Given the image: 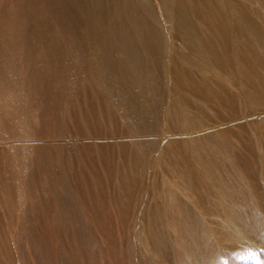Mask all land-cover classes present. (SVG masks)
<instances>
[{
	"label": "rangeland",
	"instance_id": "obj_1",
	"mask_svg": "<svg viewBox=\"0 0 264 264\" xmlns=\"http://www.w3.org/2000/svg\"><path fill=\"white\" fill-rule=\"evenodd\" d=\"M183 1L189 23L121 0L115 26L160 34L132 77L92 65L108 105L87 73L95 46L122 52L110 1L0 0V264H264V0ZM161 49L181 78L150 66Z\"/></svg>",
	"mask_w": 264,
	"mask_h": 264
},
{
	"label": "bare ground",
	"instance_id": "obj_2",
	"mask_svg": "<svg viewBox=\"0 0 264 264\" xmlns=\"http://www.w3.org/2000/svg\"><path fill=\"white\" fill-rule=\"evenodd\" d=\"M108 1H110V5H108V7H109V10L111 9L113 12V19L110 22V24L108 25L109 28H107V30L110 34L112 33L115 35L116 38L114 40L118 39L117 36H119V38L122 39V41L120 43L122 52L118 55H115V54H107L106 55L103 53L100 54L99 51H96L99 46H95L94 47V54L91 55L92 63H90V65H89L90 69H88L89 72L87 73V76H88L89 80H91L93 82V84H95V87H97V91L99 93H104V91H105V93L109 92V96H103L104 101L109 105L111 100H112L110 98L112 97V95L115 94V92L118 93L119 95H122L123 93L117 91L116 89L113 90V88H111V87L106 88L105 85L109 84V82H110L109 77L107 76V77L100 78L99 75H97L95 69L94 70L92 69V65L95 64L96 60H98V61L103 60L107 63L112 64L111 66L114 65L115 71H117L116 72L117 74H119V75L124 74V73L130 74L135 69V65H140V61H141V59H139V57L136 56L137 52H136L134 46L136 44H139V46L142 49H146L145 47L143 48V46L146 45V46H148V50L151 49L153 47V45L155 44V39H156V37H158V34H160V32L158 31L157 28L155 31V29H153L152 26H149V24L146 22L143 23L141 29H136V28H133L131 25L127 26L126 24L121 25L120 27L115 26L114 25L115 19H117V17L120 15V12H122V9L124 7L123 5L125 3L122 4L121 0H108ZM178 1L179 0H175V5L177 6V10H178V13L180 15V18L186 19V22L189 23L190 22V12L185 8V3L183 0L180 1V4L178 3ZM124 10H125V8H124ZM127 21H128V19H127ZM198 36H200V34H198ZM193 38L195 39L194 36H193ZM193 40L188 39V41L186 42V44L184 46L185 48L182 49V51L180 49L179 52L184 53L185 51H189L191 53L193 48H195V46L192 45ZM189 42H191L192 44H190ZM212 42H213V44L210 43V41L206 39L205 41H203V45L201 44V46H199V47H204L203 51L205 53L209 52V50H213V48H216V47L218 49L219 48V42L218 43H215L214 41H212ZM178 49L179 48L175 47V51H178ZM217 59L219 60V61H216L218 63L223 61L222 56L217 57ZM149 62H150L151 67L160 68V69H157L156 74L159 73V74L165 75V73H166L165 70H167V64L165 61V50H163V49L159 50L158 54L155 55L154 57H152ZM161 68H162V70H161ZM170 70H171V73H170ZM162 71H163V73H162ZM168 71H169L171 76H173V73H174V77H178V78H181L185 74V72L181 71L178 67H174V69H173V67L171 66L167 70V74H168ZM130 77H132L131 74H130ZM193 77L195 78L194 75H193ZM159 83H160V81H159ZM157 84H158V82H157ZM119 97H120L119 100L121 102L128 104L129 96H119ZM161 99H162V96H154L153 95L152 100L149 103L150 105H148L149 109H146L144 111L139 110L137 112L130 113L129 116L131 118H133L134 120H136V122L139 123V125L141 127L147 126L149 128H152L156 124V119L158 117V111H159V105H161ZM117 113H119V112H117ZM126 113H128V112H126V108H125L123 115ZM136 147L139 148V146H137V145H136ZM141 147H142V145H141ZM149 147H150V145H149ZM131 148H133V147H131ZM146 148H147V146H146ZM149 149H146V150H149ZM126 163L128 164V169H126V172H127L126 181L128 183H129V181L132 182L133 180H135V178L137 179V178L141 177L142 173H144V169L148 165V162H146L144 160V158L141 159L137 156V154H134V153L130 155V158L126 161ZM122 165L125 168V165L123 163H122ZM126 168H127V166H126ZM147 169H148V167H147ZM146 188H148V187H146Z\"/></svg>",
	"mask_w": 264,
	"mask_h": 264
}]
</instances>
